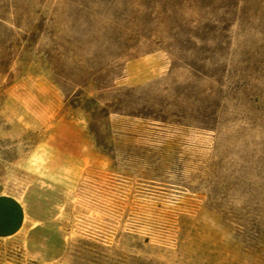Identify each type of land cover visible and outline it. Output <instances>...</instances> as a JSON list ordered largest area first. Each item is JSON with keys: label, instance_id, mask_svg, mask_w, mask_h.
Instances as JSON below:
<instances>
[{"label": "rangeland", "instance_id": "374dc122", "mask_svg": "<svg viewBox=\"0 0 264 264\" xmlns=\"http://www.w3.org/2000/svg\"><path fill=\"white\" fill-rule=\"evenodd\" d=\"M2 181L0 264H264V0H0Z\"/></svg>", "mask_w": 264, "mask_h": 264}, {"label": "crops", "instance_id": "0c3cea01", "mask_svg": "<svg viewBox=\"0 0 264 264\" xmlns=\"http://www.w3.org/2000/svg\"><path fill=\"white\" fill-rule=\"evenodd\" d=\"M4 181L0 182V240L18 235L25 228L26 218L21 204L4 195Z\"/></svg>", "mask_w": 264, "mask_h": 264}, {"label": "trees", "instance_id": "16d2710c", "mask_svg": "<svg viewBox=\"0 0 264 264\" xmlns=\"http://www.w3.org/2000/svg\"><path fill=\"white\" fill-rule=\"evenodd\" d=\"M91 117H92V119H93V118L95 117V114H94V113H92V114H91Z\"/></svg>", "mask_w": 264, "mask_h": 264}]
</instances>
